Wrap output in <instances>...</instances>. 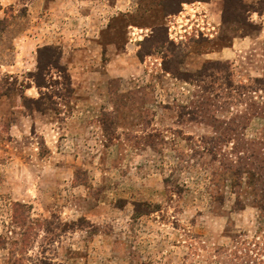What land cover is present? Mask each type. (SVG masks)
Wrapping results in <instances>:
<instances>
[{
	"label": "rangeland",
	"instance_id": "rangeland-1",
	"mask_svg": "<svg viewBox=\"0 0 264 264\" xmlns=\"http://www.w3.org/2000/svg\"><path fill=\"white\" fill-rule=\"evenodd\" d=\"M170 2L0 0V264H264V0Z\"/></svg>",
	"mask_w": 264,
	"mask_h": 264
},
{
	"label": "crops",
	"instance_id": "crops-1",
	"mask_svg": "<svg viewBox=\"0 0 264 264\" xmlns=\"http://www.w3.org/2000/svg\"><path fill=\"white\" fill-rule=\"evenodd\" d=\"M132 33H133V31H131ZM85 39H87V42H91V43H97V41H96V38H94V39H92V38H85ZM130 41H128V42H126V44H125V48H124V52H117L118 50L116 49V47L114 48V46H112V44H108L107 45V53H109V57L110 58H114V59H124V56L125 55H128L129 53H128V50H131V48H132V46L134 45V41H135V39H133V38H130L129 39ZM86 44H88V43H86ZM97 45H99V47L100 46H103V44H97ZM103 48V47H102ZM87 50V49H86ZM86 50L84 51L85 53H87L86 52ZM65 52L66 51H64V54H65Z\"/></svg>",
	"mask_w": 264,
	"mask_h": 264
},
{
	"label": "trees",
	"instance_id": "trees-1",
	"mask_svg": "<svg viewBox=\"0 0 264 264\" xmlns=\"http://www.w3.org/2000/svg\"><path fill=\"white\" fill-rule=\"evenodd\" d=\"M174 2H170L169 4V13H177L179 9L182 8V2L184 0H173Z\"/></svg>",
	"mask_w": 264,
	"mask_h": 264
}]
</instances>
